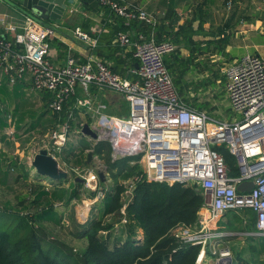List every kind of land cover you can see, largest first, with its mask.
I'll list each match as a JSON object with an SVG mask.
<instances>
[{"label": "built area", "instance_id": "built-area-1", "mask_svg": "<svg viewBox=\"0 0 264 264\" xmlns=\"http://www.w3.org/2000/svg\"><path fill=\"white\" fill-rule=\"evenodd\" d=\"M96 1L121 17L125 26L141 21L153 28L158 23L157 13L147 12L129 0ZM230 7L228 2L227 8ZM25 18L28 20L24 32L16 36L20 47L0 34V76L10 85L28 80L30 90L49 95L47 109L53 117L59 119L62 113L66 115L49 130L43 146L58 166L69 140L70 124L75 121L73 108L85 107L93 113L90 125L97 134L96 140H108L127 155L141 153L145 170L135 182L139 179L166 183L184 181L203 191L204 201L196 222L192 226L178 224L173 229V234L181 241L200 245L198 264L209 251L216 252L215 245L226 233L213 229L211 223L228 211L252 210L256 233L251 234L264 236V56L246 53L224 68L229 105L240 118L217 121L187 105L179 95L164 62V56L176 49L171 40L157 41L152 31L148 35L138 33L137 39L131 41L128 32L117 31L113 44L134 47L137 67L129 71L128 78L93 56L85 62L68 56L63 64H53L48 59L49 43L45 37L54 31ZM74 36L94 46L95 40L79 28L74 30ZM91 85L121 95L127 104L125 121L118 122L115 116L109 117L108 122L95 119L94 101L77 95L78 89L88 95ZM108 123H119V127L116 131L109 129ZM83 124L85 122L72 132L85 136ZM215 145H224L234 156L237 175H229V168ZM69 171L83 178L87 187H96L95 177L86 166L71 165ZM247 181H252L253 187L239 192L237 185ZM132 185L125 194L131 196ZM98 196L102 197L103 192L99 191ZM224 253L229 257V250L224 249L216 256L214 264Z\"/></svg>", "mask_w": 264, "mask_h": 264}, {"label": "trees", "instance_id": "trees-1", "mask_svg": "<svg viewBox=\"0 0 264 264\" xmlns=\"http://www.w3.org/2000/svg\"><path fill=\"white\" fill-rule=\"evenodd\" d=\"M203 1L206 0L198 2L195 9L201 11ZM238 1L223 0L224 6L230 2L231 7L226 18L216 27L223 35L220 41L225 40L226 30L245 19L241 13L237 15ZM112 69L123 74L114 66ZM173 82L181 96L186 89L180 80L173 79ZM194 103L197 102H187V105L198 111L205 109L203 103L198 107ZM0 126H4L1 120ZM71 143L64 147L62 155L70 156L73 162L78 161L74 154L83 148L80 150ZM214 148L222 154L229 175H237L239 170L234 156L224 145H215ZM95 151L101 149L92 150ZM108 167L125 170L128 166L125 159L110 163ZM21 172L16 163L0 154V192L10 191L12 194L11 199L0 195V264H197L200 245L183 242L173 234L178 224L192 226L196 222L204 193L195 185L184 181L166 183L139 179L131 187L125 222H122L120 209L125 187L113 182L97 203L98 218L79 224L75 230V237L84 239V246L76 255L68 243L49 238L46 226L61 224L63 211L60 209L64 210L77 196L76 187L82 184L48 186L27 179ZM109 214L118 217V221L105 222L104 217ZM200 264H204V260ZM234 264H264V260L237 255Z\"/></svg>", "mask_w": 264, "mask_h": 264}, {"label": "crops", "instance_id": "crops-1", "mask_svg": "<svg viewBox=\"0 0 264 264\" xmlns=\"http://www.w3.org/2000/svg\"><path fill=\"white\" fill-rule=\"evenodd\" d=\"M129 1L147 12L157 13V25L152 28L143 25L140 23L141 21H133L130 25L125 26L121 17L101 6L96 0H74L71 5L66 6L60 20L49 22L55 25L58 30L45 37L49 43L48 59L55 65H61L68 56L73 57L78 62H85L89 56H93L106 61L111 66L116 67L119 72H122V75L128 77L129 71L135 68L137 64L133 57L134 47L130 45L122 48L113 44L115 32L117 30L128 32L131 41H135L138 33L148 35L153 31L156 40L170 39L176 46L173 52L164 56L165 65L172 79L181 81L184 89H186V94L194 97L190 89L195 86L199 87V90L204 89V95L210 98L211 82L213 79L218 81V73H221L225 66L246 53L264 56V19L257 14L260 9H263L261 4L250 3L248 0V2L246 0L238 1L237 15L241 13L245 19L243 18L233 28L226 30L224 32L225 40L220 41L223 35L216 30V27L226 18L229 10L223 8L224 11H221L215 5V0L213 2L203 1L201 11L195 9L201 0ZM27 20L0 0V34L13 42L15 41L16 47L21 46L16 43V36L23 34ZM76 28L95 40L94 46L75 37L74 30ZM223 56H227V62L218 59ZM217 59L218 64L215 65ZM132 65L134 67H131ZM107 90L91 85L87 96L92 101H96L98 97L111 96L112 90ZM29 91L32 90H30L28 80L17 81L14 85H10L5 77L0 76V120L4 125L3 127L0 126V130L3 134H5L4 132L7 126L11 124L12 119L16 122L10 127L12 129L8 128V130H11L13 135L16 126L17 129H20L18 127L20 121L32 122L37 119L39 121L35 112L40 107L46 108L49 96L45 92L29 93ZM114 93L121 97L118 93ZM81 94L83 93L78 89L77 95L80 96ZM71 102H73L72 99ZM26 105L27 109L31 108L30 112H34L33 117L23 119L22 116V120H18V114L24 113ZM206 114L208 115V113ZM116 118L120 120L125 117L116 116ZM33 125L34 123L30 124L27 129ZM111 128L110 126L109 129ZM13 146L15 150L8 154L5 142H3L0 144V154L14 163V158H10L9 155L20 152L19 143L14 141ZM82 150L78 151L79 155L84 151L85 153L88 152V149L83 148ZM86 156L85 154L84 161H80L83 167L87 166L85 163ZM78 159L81 160L79 156ZM213 229L221 230L215 227ZM221 231L225 232L224 229ZM251 249L254 251L253 247ZM259 259L264 260L261 257Z\"/></svg>", "mask_w": 264, "mask_h": 264}, {"label": "rangeland", "instance_id": "rangeland-1", "mask_svg": "<svg viewBox=\"0 0 264 264\" xmlns=\"http://www.w3.org/2000/svg\"><path fill=\"white\" fill-rule=\"evenodd\" d=\"M202 1V0H201ZM247 1V0H246ZM250 3L254 4H261L262 8L264 9V0H248ZM247 1V2H248ZM249 3V4H250ZM215 5L221 10L224 11L223 8L226 10H230L227 8V5L224 6L223 0H215ZM260 9L257 13L260 17L264 19V10ZM220 11V12H221ZM170 40V39H169ZM227 56L220 57L224 62H227ZM218 59L215 62V65L218 64ZM228 66V65H227ZM226 67V66H225ZM224 67V68H225ZM223 68V70H224ZM223 70L221 73H218V83L213 79L211 82L212 90L209 93L210 98H207L204 95V89L199 90L198 87L193 86L190 89L191 93L194 95L191 96L190 94H186V90L182 91L181 98L183 101L194 103L195 106H199L202 104L205 106V109L202 111L208 113V117L212 118L217 121L227 120L232 121L234 119L240 118L238 114L232 111L229 105V100L227 97V93L225 90V78L223 75ZM109 90V89H108ZM107 90V91H108ZM199 90V91H198ZM40 91H29V93H35ZM112 91L111 96H101L98 97L96 101L93 102L97 114H94L95 119L98 118L100 121L108 122L110 116H117L123 117L127 111V104L125 100L118 96L117 94H113ZM47 94V93H46ZM48 95V94H47ZM198 95V96H197ZM49 96V95H48ZM80 98H88L87 95L81 94ZM226 97V98H225ZM49 98V97H48ZM187 98V100H185ZM228 101V102H226ZM23 114H18L19 119H27L32 118L34 112H30V109H27V105ZM18 111V109H17ZM43 111V112H42ZM73 113L75 114V121L71 122L70 124V132H69V140H68V147L72 144L73 146L76 145L77 147H82L84 149L93 150L100 148L101 151L95 153L93 152L91 162L86 166L92 171L93 176L95 177V188L87 187L85 184L81 183V186L76 187L77 189V196L73 197L69 202L68 206L63 210L62 208L60 211H63L61 224L57 226L47 225L46 226V233L49 238H58L66 243H68L73 249L74 254H79L84 246V239H79L75 237L74 232L78 228L79 224L87 222L89 220H94L98 218L99 211L97 203L100 202L102 197L98 196V192H106L108 188L111 187L113 182L122 183L125 187V191L129 189L130 185L135 182V179L143 173L145 170L144 163L142 161L141 153H134L131 155H127L120 149L111 143L108 140L104 139H93L90 136H82L77 135L72 132L75 127H79L81 121H84L91 127V113L85 107H78L73 108ZM38 119L35 121H28L24 120L20 121L19 128L17 126L15 128L14 135L9 134L8 128L13 126V123L16 120H11V124L7 126L5 130V134H3L0 130V144L5 142V147L7 153H11V151L15 150L13 146V142L17 141L19 143V151L14 155H9V157H13L14 163L17 162V166L20 167L21 173L26 176L27 179H31L34 181L36 180L37 174L31 165V161L33 156L40 150L44 149L45 143L47 142L48 132L54 125L56 126L59 122L63 121L65 118V114L62 113L61 118L57 119L56 117H52L50 111L44 107H40V109L35 112ZM93 114V113H92ZM62 117H64L62 119ZM18 122V121H17ZM19 123V122H18ZM34 123V125L27 129L30 124ZM212 121H209V125H212ZM109 127V126H108ZM12 129V128H10ZM92 129V128H91ZM116 129V127H115ZM93 130V129H92ZM95 131V130H93ZM13 135V138H12ZM5 140V141H4ZM1 149V148H0ZM88 153V152H87ZM85 151L79 155L75 152V156L80 157V161L84 159ZM3 155V154H2ZM87 158V156H86ZM8 159V158H7ZM126 159L127 169L120 170L118 168L110 169L108 165L110 163H116ZM132 159V160H131ZM84 161V160H83ZM79 160H74L70 156L61 155L59 158V168L62 170L66 169L69 175V181L61 182L59 184H55V186L63 185L70 187L74 184L75 175L69 171V167L71 165L82 166ZM65 171V170H64ZM98 171H103L106 177L105 182H100L97 176ZM41 182V181H39ZM46 185V184H45ZM49 186V185H48ZM0 195L5 199L12 198V194L10 191H5V193L0 192ZM130 194H122V207L120 209V214L122 215V219L125 218L124 214V207L128 202ZM118 217L109 214L104 217L105 222H112L118 221ZM211 225L217 229L225 230V236L219 241L217 245H215V253L212 254L210 251L208 255L203 258L204 264H214V260L216 256H219V253L224 250L228 249L230 252L229 255V263L234 264L236 261V256L238 254L244 257H254L259 261H263L261 258H264V236L262 235H252L251 233H256V228L254 226V213L250 209L244 210H231L226 212L223 216L216 218ZM254 248L252 251L251 248ZM198 264V263H197Z\"/></svg>", "mask_w": 264, "mask_h": 264}, {"label": "water", "instance_id": "water-1", "mask_svg": "<svg viewBox=\"0 0 264 264\" xmlns=\"http://www.w3.org/2000/svg\"><path fill=\"white\" fill-rule=\"evenodd\" d=\"M9 5L13 10L18 12L24 17L31 18L43 26L50 28L52 31H57L53 24L49 22H56L60 20L67 5H71L74 0H1ZM137 67V64L135 65ZM129 78V76H128ZM82 134L97 139L95 131L89 127L87 123L82 126ZM93 152L89 150L85 163L88 165L92 160ZM37 177V181L55 186L61 182L69 181V175L66 171L59 168L57 161L47 154L45 149H40L31 161ZM88 173L86 172L85 176ZM97 176L100 182H105L106 177L103 171H98ZM75 182L83 183L84 179L75 177ZM252 181L241 183L237 185L239 192H244L246 188H252ZM228 264V263H227Z\"/></svg>", "mask_w": 264, "mask_h": 264}, {"label": "bare ground", "instance_id": "bare-ground-1", "mask_svg": "<svg viewBox=\"0 0 264 264\" xmlns=\"http://www.w3.org/2000/svg\"><path fill=\"white\" fill-rule=\"evenodd\" d=\"M117 121L118 122H123V121H125V118L124 119H120V120L117 119ZM107 126H109V127L111 126L112 127L111 129H114L116 131L118 129V127H119V123H117V124L108 123ZM115 127H116V129H115ZM222 255H223V257L218 260L217 264H227V263H229L230 259H229V257H226L227 253H224Z\"/></svg>", "mask_w": 264, "mask_h": 264}]
</instances>
